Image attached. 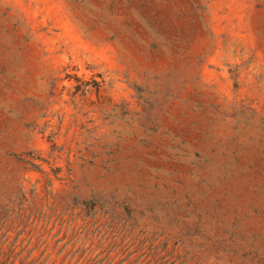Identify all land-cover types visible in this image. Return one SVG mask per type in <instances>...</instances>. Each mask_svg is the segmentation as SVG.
<instances>
[{
  "label": "rangeland",
  "instance_id": "obj_1",
  "mask_svg": "<svg viewBox=\"0 0 264 264\" xmlns=\"http://www.w3.org/2000/svg\"><path fill=\"white\" fill-rule=\"evenodd\" d=\"M0 264H264V0H0Z\"/></svg>",
  "mask_w": 264,
  "mask_h": 264
}]
</instances>
